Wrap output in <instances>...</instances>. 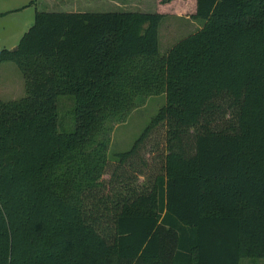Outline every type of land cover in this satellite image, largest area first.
Here are the masks:
<instances>
[{"label":"trees","instance_id":"16d2710c","mask_svg":"<svg viewBox=\"0 0 264 264\" xmlns=\"http://www.w3.org/2000/svg\"><path fill=\"white\" fill-rule=\"evenodd\" d=\"M177 6L204 25L164 56L163 15L142 12H36L18 50L0 51L26 83L0 102V264L264 258V0ZM158 95L165 107L111 162L112 126ZM60 96L75 101L72 133ZM222 101L234 123L212 127Z\"/></svg>","mask_w":264,"mask_h":264},{"label":"rangeland","instance_id":"374dc122","mask_svg":"<svg viewBox=\"0 0 264 264\" xmlns=\"http://www.w3.org/2000/svg\"><path fill=\"white\" fill-rule=\"evenodd\" d=\"M55 1V0H54ZM159 0H0V51L12 52L18 47L23 36L33 26L36 12H142L159 13L163 15L159 26V51L166 55L176 44L198 32L204 22L193 17L194 12L181 13L177 5L183 0H177L170 6H160ZM183 5V3L181 4ZM26 96L24 76L14 62L0 64V102L20 100ZM59 131L72 133L75 131V101L70 96L58 98ZM166 105V96L158 95L146 98L139 104L125 121L115 123L109 133L108 158L116 160V156L130 151L140 138L151 120L158 115ZM234 109L226 101L221 102V110L216 113L212 127L225 128L233 125ZM216 121V122H215ZM188 140L193 143L195 130H191ZM161 134L153 135L148 148L150 154L164 144ZM151 165L155 164V155L149 158ZM114 166V163H111ZM109 179V175L106 176ZM241 264H264V258H243Z\"/></svg>","mask_w":264,"mask_h":264},{"label":"crops","instance_id":"0c3cea01","mask_svg":"<svg viewBox=\"0 0 264 264\" xmlns=\"http://www.w3.org/2000/svg\"><path fill=\"white\" fill-rule=\"evenodd\" d=\"M53 1V4H55L56 3V0L54 1V0H52ZM68 13H81V12H79V11H77V12H68ZM98 13H104V12H98Z\"/></svg>","mask_w":264,"mask_h":264},{"label":"water","instance_id":"95a60500","mask_svg":"<svg viewBox=\"0 0 264 264\" xmlns=\"http://www.w3.org/2000/svg\"><path fill=\"white\" fill-rule=\"evenodd\" d=\"M18 50V47H16L15 49L12 50V52H16Z\"/></svg>","mask_w":264,"mask_h":264}]
</instances>
